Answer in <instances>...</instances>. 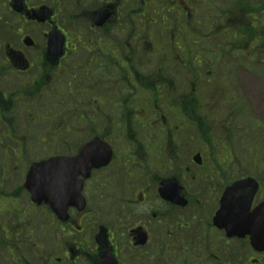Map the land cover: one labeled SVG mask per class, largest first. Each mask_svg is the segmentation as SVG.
<instances>
[{"label": "flooded vegetation", "instance_id": "af4514ba", "mask_svg": "<svg viewBox=\"0 0 264 264\" xmlns=\"http://www.w3.org/2000/svg\"><path fill=\"white\" fill-rule=\"evenodd\" d=\"M211 1L215 25L205 28L200 0H0V167L12 175L0 168L1 197L28 196L25 163L75 156L93 139L114 152L84 183L86 209H69L66 223L51 214L40 226L48 236L23 215L0 223L3 261L264 264L237 226L264 222V125L230 100L213 123L209 95L225 92H199L191 70L263 60L264 18L247 16L264 15V0ZM78 15L86 25L73 29ZM59 33L66 42L53 52ZM241 181L251 182L221 212L224 191ZM220 212L236 234L215 227Z\"/></svg>", "mask_w": 264, "mask_h": 264}, {"label": "water", "instance_id": "95a60500", "mask_svg": "<svg viewBox=\"0 0 264 264\" xmlns=\"http://www.w3.org/2000/svg\"><path fill=\"white\" fill-rule=\"evenodd\" d=\"M86 151L84 149L75 160L80 161L82 159L87 161L88 176L93 166L98 167L96 165L102 160L103 156H89L84 153ZM69 162V159H52L45 163L36 164L34 166L36 170L33 172L34 176H39L41 179V187L37 192L34 191V198L44 200L47 204H50L60 217L65 216L66 208L70 206L75 197H79L81 190L78 186H75L73 187L75 188L73 193L70 195L66 189L61 188V184L59 185L60 179H64L68 175V169L73 166ZM30 178L32 179V176Z\"/></svg>", "mask_w": 264, "mask_h": 264}, {"label": "rangeland", "instance_id": "374dc122", "mask_svg": "<svg viewBox=\"0 0 264 264\" xmlns=\"http://www.w3.org/2000/svg\"><path fill=\"white\" fill-rule=\"evenodd\" d=\"M251 64H247L245 65V67H249L251 68ZM252 70V69H251ZM260 72H261V76L263 77L264 75V71L259 68ZM186 76V74H185ZM187 77V76H186ZM184 78L183 75H180L179 76V79L182 81V79ZM235 81H234V86L235 88L239 89L241 88L242 90H245V92H250L251 90H248V87L250 85V83L253 81V84H252V87L254 88V90H259V88L261 87V80L260 79H255V78H252L250 75H246V74H240V73H236L235 75ZM254 79V80H253ZM182 82L186 83V79L183 80ZM263 88V87H262ZM261 89V88H260ZM205 89L204 87L201 88V92H204ZM240 93H242L241 91H239ZM228 91L225 90V93H218L216 95L213 96V92L210 93L209 97L210 98H214V100H211L210 103V107L213 109L215 108V106L217 107L215 111H212V114H214V117H218L219 119V123L222 122V118L224 117V108L226 106L229 105V102H227V100L229 99L228 98ZM256 101L258 102H264V93L263 91H259V92H256ZM220 98H223V100H220ZM103 102H109V100H102ZM219 103H217V102ZM241 101H242V104H244V106H246V109H244V112H242V115H241V118L243 119L244 117H246V119H249V117L251 118L252 117V112H251V106H252V101H251V98L250 96L248 95H245L244 93L242 94L241 96ZM264 107V105H263ZM259 111V109H258ZM26 114V112L23 114V117H22V120L24 118V115ZM37 132H42L43 129H46V131H48V126L47 124H45V126L41 129L40 126L38 124L35 125V128H34ZM58 149V148H57ZM25 165V164H24ZM23 207V205H21ZM29 218V217H28ZM49 218V216H47V214L45 212H43V209H38L37 211L35 210L34 213H32L30 219L34 222V221H37L39 223V225L35 226V233L36 235H49L51 233L52 230V227L53 226H50L48 229L50 231H48L45 227H40L42 226L44 223L45 224H48L46 222V219ZM0 223H4L3 220L0 218ZM64 241V239L62 240ZM1 259V262L3 261L2 257H0ZM3 264H8L7 261H3ZM211 264H215L214 262H212Z\"/></svg>", "mask_w": 264, "mask_h": 264}, {"label": "bare ground", "instance_id": "6f19581e", "mask_svg": "<svg viewBox=\"0 0 264 264\" xmlns=\"http://www.w3.org/2000/svg\"><path fill=\"white\" fill-rule=\"evenodd\" d=\"M83 199H85V197L83 196ZM86 200V199H85Z\"/></svg>", "mask_w": 264, "mask_h": 264}]
</instances>
